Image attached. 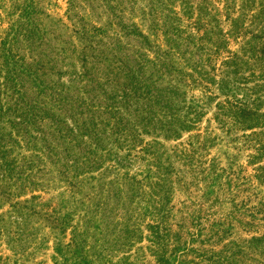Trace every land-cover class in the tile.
<instances>
[{"label": "rangeland", "instance_id": "obj_1", "mask_svg": "<svg viewBox=\"0 0 264 264\" xmlns=\"http://www.w3.org/2000/svg\"><path fill=\"white\" fill-rule=\"evenodd\" d=\"M246 2L0 0V66L16 57L53 74L62 73V82L70 83L74 78L71 73L75 72L89 73L97 82H103L110 78L116 50L128 52L140 44L137 38L128 37L131 30L136 28L165 47L163 25L168 23L178 27L184 37L192 35L199 45L200 37L220 39V33L231 31L232 19L243 24ZM255 4L249 14L260 11L264 0ZM155 24L161 28L156 29ZM239 42L231 41V50H237ZM52 75L48 81L56 83L59 74ZM192 94L199 98L202 90ZM81 95L77 89L70 93L71 97ZM215 105L199 128L203 135L209 129L215 141L195 154V160L201 156L207 165L197 169L194 176L193 167L179 158L178 150L186 149L192 156L187 143L198 131L184 133L180 140L160 138L158 147L164 154V166H169L166 161L170 160L174 168L163 173L152 168V174L139 176L140 185H114L116 174L106 171L111 166L107 163L104 171L93 174L101 180H85L77 186L80 191L60 184L45 193L15 198L24 201L37 197L28 203L32 211L20 215L19 211L12 212L10 204L0 206V264H161L152 242L155 229L150 228L160 224L168 234L170 248L164 254L170 264H213L204 259L238 251L235 264H264V182L254 177L257 166L248 163L252 152L242 144L233 145L219 129L213 119ZM209 163L219 168V174L224 169L225 174L208 178L213 170ZM137 170L138 165L131 173ZM183 172H187L185 177ZM62 199L64 208L59 206ZM50 200L51 207L60 208L62 214L69 212L64 226H55L43 215L50 210L43 208ZM212 221L221 225H212ZM131 224H137L134 238L126 231ZM174 247L181 249L172 254Z\"/></svg>", "mask_w": 264, "mask_h": 264}, {"label": "trees", "instance_id": "obj_2", "mask_svg": "<svg viewBox=\"0 0 264 264\" xmlns=\"http://www.w3.org/2000/svg\"><path fill=\"white\" fill-rule=\"evenodd\" d=\"M255 3L257 0H247L244 5L248 11L243 13V24L232 19L231 31L220 33V39L200 37L199 45L192 35L184 37L178 27L168 23L163 25L165 47L157 44L156 38L131 30L128 37L137 38L140 44L128 52L116 50L110 78L103 82L89 73L75 72L70 83L62 82V73H57L58 79L52 83L48 78L53 73L44 67L8 58L0 66V206L10 204L12 212L20 215L32 211L28 203L37 197L15 198L45 193L60 184L80 191L77 186L85 180H101L93 174L104 171L107 163L111 166L106 171L116 174L114 185H140L139 176L152 174V168L159 173L174 168L170 160L166 161L170 165L164 166L160 138L180 140L184 133L198 131L187 143L192 156L183 144L184 150H178L179 158L193 167L194 176L207 165L201 156L195 160V154L215 141L209 129L205 135L199 129L215 102L214 121L233 145L242 144L252 152L248 163L257 166L254 177L264 182V4L260 11L249 14ZM229 10L227 6L226 12ZM231 41L239 42L237 50H231ZM73 89L79 90L81 97H71ZM196 89L202 90L199 98L192 94ZM137 165L138 170L131 173ZM212 169L208 178L225 174L224 169L219 174L214 164ZM50 203L43 205L50 209L43 215L55 226H64L69 212L62 214ZM64 204L62 199L59 206L64 208ZM136 226H126L131 238ZM150 228L155 229L152 242L158 261L170 264L164 254L170 248L165 228L162 224ZM179 249L174 247L172 254ZM238 254L204 260L235 264Z\"/></svg>", "mask_w": 264, "mask_h": 264}]
</instances>
